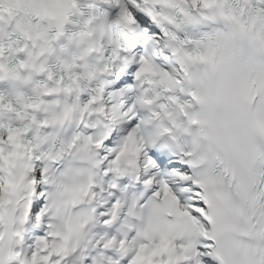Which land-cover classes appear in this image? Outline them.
Wrapping results in <instances>:
<instances>
[{
  "label": "snow or ice",
  "instance_id": "snow-or-ice-1",
  "mask_svg": "<svg viewBox=\"0 0 264 264\" xmlns=\"http://www.w3.org/2000/svg\"><path fill=\"white\" fill-rule=\"evenodd\" d=\"M0 8V81L43 77L0 90V264H264V0ZM64 37L86 43L58 73L41 58ZM85 78L83 102L45 99Z\"/></svg>",
  "mask_w": 264,
  "mask_h": 264
}]
</instances>
